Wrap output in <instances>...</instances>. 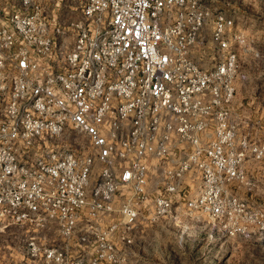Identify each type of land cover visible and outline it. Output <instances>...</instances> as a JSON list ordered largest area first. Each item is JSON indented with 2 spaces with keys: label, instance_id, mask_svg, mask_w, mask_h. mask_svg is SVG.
I'll use <instances>...</instances> for the list:
<instances>
[{
  "label": "built area",
  "instance_id": "built-area-1",
  "mask_svg": "<svg viewBox=\"0 0 264 264\" xmlns=\"http://www.w3.org/2000/svg\"><path fill=\"white\" fill-rule=\"evenodd\" d=\"M241 43L208 0H82L69 19L0 0V264H125L173 204L264 235L248 175L264 142L233 108Z\"/></svg>",
  "mask_w": 264,
  "mask_h": 264
},
{
  "label": "rangeland",
  "instance_id": "rangeland-1",
  "mask_svg": "<svg viewBox=\"0 0 264 264\" xmlns=\"http://www.w3.org/2000/svg\"><path fill=\"white\" fill-rule=\"evenodd\" d=\"M211 8L232 19L242 36L236 47L238 78L234 110L242 116L239 130L251 140L264 142V0H208ZM82 0H39L43 12L62 19L74 18ZM206 37L208 32H206ZM68 43L70 41H67ZM197 50V49H196ZM193 57L202 68L214 60L208 45ZM248 170L256 182L252 192L264 200V165ZM153 173V172H152ZM235 189V188H234ZM238 194L247 196L244 187ZM186 195V193L184 194ZM132 256L125 264H264V235L226 237L221 225L198 211L173 204L156 223L138 224L133 234Z\"/></svg>",
  "mask_w": 264,
  "mask_h": 264
}]
</instances>
